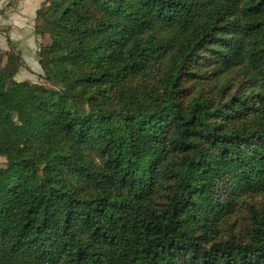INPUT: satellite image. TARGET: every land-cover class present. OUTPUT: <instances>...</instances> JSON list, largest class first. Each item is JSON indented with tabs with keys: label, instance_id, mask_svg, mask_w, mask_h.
Instances as JSON below:
<instances>
[{
	"label": "trees",
	"instance_id": "obj_1",
	"mask_svg": "<svg viewBox=\"0 0 264 264\" xmlns=\"http://www.w3.org/2000/svg\"><path fill=\"white\" fill-rule=\"evenodd\" d=\"M36 22V81L0 49V264H264V0Z\"/></svg>",
	"mask_w": 264,
	"mask_h": 264
},
{
	"label": "crops",
	"instance_id": "obj_2",
	"mask_svg": "<svg viewBox=\"0 0 264 264\" xmlns=\"http://www.w3.org/2000/svg\"><path fill=\"white\" fill-rule=\"evenodd\" d=\"M44 0H0V49H13L28 67L20 69L16 75L18 81H36L40 74V66L36 53L47 37L42 39L36 35L34 28L36 12ZM41 26V25H40Z\"/></svg>",
	"mask_w": 264,
	"mask_h": 264
},
{
	"label": "rangeland",
	"instance_id": "obj_3",
	"mask_svg": "<svg viewBox=\"0 0 264 264\" xmlns=\"http://www.w3.org/2000/svg\"><path fill=\"white\" fill-rule=\"evenodd\" d=\"M41 27H42V25H41ZM41 38H42V37H41ZM42 39H43V38H42ZM47 43H49L48 38H47V41L45 42V44H47ZM4 163H5L4 158L0 157V166L4 165Z\"/></svg>",
	"mask_w": 264,
	"mask_h": 264
}]
</instances>
